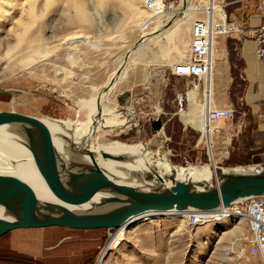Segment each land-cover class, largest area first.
<instances>
[{
  "label": "rangeland",
  "instance_id": "374dc122",
  "mask_svg": "<svg viewBox=\"0 0 264 264\" xmlns=\"http://www.w3.org/2000/svg\"><path fill=\"white\" fill-rule=\"evenodd\" d=\"M67 1L55 0L31 29L43 39L42 56L24 65L20 64L23 53L15 54L7 60V64L3 63L0 67V88L20 91L19 94L0 93V110L51 117L59 121L72 122L79 118V122H84L88 118V110L84 106L86 100L91 99L100 87L102 89L108 76L126 65L133 54L132 51L129 53L132 46L151 34L161 22L157 20L143 27L136 24L140 13L137 8L124 10L119 8L116 0H86L84 9L88 20H80L78 23L75 9L65 5ZM142 1L137 0L136 5H141ZM180 1L164 0L161 6L165 13H177ZM189 2L199 8L207 4V0ZM69 17L73 19L72 24L68 22ZM193 17L205 18L206 13L197 12ZM162 18V23H165L166 16ZM17 20L22 19L15 11L0 22L1 56L8 43H13L19 29ZM191 25L192 22L189 26L183 24L184 29L166 40L169 63L152 62L148 65L129 66L128 75L108 94L106 106L118 108L116 113L122 118L128 116L133 119L132 126L99 128L95 130V136L101 142H141L144 148L164 154L171 164L184 167L212 163L214 159L215 164L223 168L252 165L255 164L252 162L260 161L264 166V156L259 154V138L250 135L248 125L240 128L239 136L233 137L227 144L224 140L228 135L209 137L205 143L201 131L181 119L177 96L185 90L190 79L172 76L168 65L183 59ZM69 35L79 37L73 43H68L65 38ZM228 38L242 41L238 37ZM224 44L216 46L215 56L222 52L221 46ZM156 45L165 46V39L150 46L149 52L157 50ZM146 54L147 48H140L138 56L144 57ZM177 54L181 55L180 59L176 58ZM231 81L234 84L230 95L213 94V98L217 104H223V99L232 100L237 109L234 119L236 124L241 117L245 119L246 115L240 113L243 106L238 100L242 82L233 77ZM151 82L153 88L149 93ZM101 89L97 93V104L99 101L98 107L102 113L104 102L98 98L102 94ZM125 92L129 95L124 104L119 105L118 97H122ZM201 97V91L197 92V102ZM191 107L186 99L183 109L189 111ZM151 119L160 120L162 127L153 131ZM135 121H139V124ZM253 153L255 155H251ZM152 160H155L154 156ZM175 215L158 212L149 217L151 219L141 216L135 218V225L125 227V240H119L108 252L103 264H262L244 220L232 219L224 224L189 227L182 218ZM116 231L111 230L109 233L104 228L70 229L56 226L17 228L0 236V264H96Z\"/></svg>",
  "mask_w": 264,
  "mask_h": 264
},
{
  "label": "bare ground",
  "instance_id": "6f19581e",
  "mask_svg": "<svg viewBox=\"0 0 264 264\" xmlns=\"http://www.w3.org/2000/svg\"><path fill=\"white\" fill-rule=\"evenodd\" d=\"M85 1L86 0H68L67 3L65 2V5H68L69 8L72 7L75 9V17L77 21L79 20L78 23H80V20H84L85 22L86 20H88V15L85 13L84 9L86 8ZM136 1L137 0H116V3L119 4V8H122L124 10H132L134 8H137L140 11L137 16L138 19H136L137 25L139 24L140 26L146 27L147 25L150 26V24H153L157 20H161V22H159L161 24L163 22V14L166 16L167 21L170 20V22L165 27H163V24L161 26L159 25L160 28L158 30L152 31L151 34H149L146 38H143L142 41L140 39V42L138 41V44H136L135 47L132 46L131 51L133 52V54L131 55L129 60L126 61L127 66L123 65L121 68H119L120 71L118 74H116V72H112L113 74L108 76V80L102 84V89L100 87V89L102 90V94H100V96L98 97L101 101L104 102V104L101 102L103 104L101 113L103 114L102 117L95 116L97 110V93L99 92V89L93 93L91 99H89L88 101L85 99L86 102L84 103V106L88 110V118L85 121L83 120L84 122H79L78 117H76L78 118L77 121L72 122L69 120L59 121L57 119L45 116H42L40 118L53 130L56 136V139L53 138V144L55 145L57 153L61 159L69 163V161H71L72 159V156H70L69 152L71 145L73 144L74 147L85 145L94 152L99 167H101L111 178L119 183L128 184L135 187H148L150 189L157 187L159 185V181L156 177H153L149 181L142 180V177L148 173H156L162 177H166L172 174L175 176L176 180H185L193 184H203L206 182H210L215 178L216 175L215 159H212V163L203 165H188L186 167L173 165L169 162L164 154H161L158 151L153 152L144 148L141 142L128 144L119 140L101 142V140H99V138L95 136V130L99 128H114L116 126L122 128L132 126V122L134 121L133 119L128 118V116L121 119L118 118L119 115H117L116 111L118 112L119 109H115L114 107L111 108L109 106L107 107L105 104V102L109 99L108 94L111 93L113 89H115L119 81H122L128 75L127 70L129 66L135 67L139 64L148 65L152 62L169 63V49L166 46V40L170 36L174 35L177 31L184 29L182 28L183 24L189 26L195 19L193 17L194 13L208 11L206 10V8H208L207 6H202V8H199L192 6L189 0H182L180 1V8L177 13H165L162 6L160 5L159 7H161V13L152 14L145 8L143 9L142 4L136 5ZM54 2L55 0H0V22L5 18L11 16L15 11L22 19L21 21L17 20L19 29L14 35L13 43H8L6 51L2 56L0 55V67L3 65V63L7 64V60H9L15 54L23 53V58L20 61V64L24 65L32 63L36 57L42 56L44 54L43 49L41 48V44L43 43L42 37H40L38 33L31 29H33L32 27L34 26L35 22L43 17L44 13L50 8L51 5L54 4ZM208 4L209 3L207 0V5ZM209 6L211 7L212 5ZM216 9H218L216 6H212V10ZM143 12L145 13V15H143ZM180 13H182L181 16H179ZM223 15L224 14L221 13V16ZM70 16L72 15L70 14ZM70 18L72 17H69L68 22L71 23V20L73 19ZM168 26L171 28H168L166 30ZM153 32L155 33V35L156 32H158L160 35L155 36L154 34H152ZM78 37V35H69L65 39L68 40V43H73L74 39ZM164 39L165 46L161 45L157 48V50L149 52L151 41H154L155 43L158 42V40L161 41ZM216 46L217 43H214L211 48L210 83L215 66V59L213 54L215 52ZM144 47L147 48V54L144 55V57H139L138 52L140 51V48L143 49ZM149 53L150 56L148 57ZM186 57V52H184L183 59ZM14 91L16 93L20 92L18 90ZM206 94L207 93L205 92V95ZM196 95L197 90L188 92L186 99L189 101L192 107L189 111L180 109L179 115L185 124H190L191 127L193 126L194 128L200 130L203 125L204 106L203 103L197 102ZM205 98L207 99V97ZM116 115L118 117H116ZM135 122L139 124V121ZM40 134L41 133L36 129L19 132L13 125L0 126V173L17 176L18 178L28 183L41 198L51 200L52 196L47 189L45 180L43 179L42 175L35 165L33 153L30 148V141ZM202 135L205 138V143L207 138L212 137V135L210 134L203 133ZM228 142L229 137H226L224 143L227 144ZM100 151L127 156L129 157V159L128 161L124 162H119L111 159H103L99 154ZM153 156L155 157V160H152ZM85 157V159H88L87 156ZM211 157L214 158L212 154ZM255 167L257 166H237L234 168L222 167V170L224 172L241 171L242 169H254ZM162 184L169 185L170 181L165 179ZM85 200L87 201H83V203H81L82 206L85 207H89L90 205L94 207V204H96L98 201L95 196H90ZM158 212L159 211H146L139 216L130 218L126 222V224L120 227L111 236L108 244L103 249L104 253L100 258H98L97 264H103L106 255H108V252L112 250V248H114L116 244H118L119 240H125V227L130 224L135 225V218L141 216V218L143 217L151 219L149 217L157 214ZM162 213L176 214V217L182 218L181 215L178 216L179 214L174 210L163 211ZM182 219L184 220V218Z\"/></svg>",
  "mask_w": 264,
  "mask_h": 264
},
{
  "label": "water",
  "instance_id": "95a60500",
  "mask_svg": "<svg viewBox=\"0 0 264 264\" xmlns=\"http://www.w3.org/2000/svg\"><path fill=\"white\" fill-rule=\"evenodd\" d=\"M169 22L163 23V27ZM0 93L16 92L14 89L0 88ZM128 95L125 92L122 97H118V104L123 105ZM98 104L97 116H101ZM11 125L19 132L36 129L41 133L30 141V148L52 199L41 198L28 183L17 176L0 173V236L17 228L52 226L70 229L104 228L110 233L111 230H118L130 218L146 211H212L239 199L264 195V166L261 165H255L257 167L254 169L227 172L222 170V166L216 165L215 178L203 184L176 180L172 174L162 177L148 173L142 180L149 181L156 177L159 185L152 189L135 187L111 178L99 167L94 152L85 145L74 147L72 144L69 149L72 159L69 163L65 162L53 144V138L56 139L53 130L40 117L0 110V126ZM151 126L153 131L159 130L162 127L161 121L151 119ZM99 154L103 159L119 162L129 159L106 151H100ZM165 179L170 181L169 185L162 184ZM90 196L98 199L94 207L82 206L81 203Z\"/></svg>",
  "mask_w": 264,
  "mask_h": 264
},
{
  "label": "built area",
  "instance_id": "2783aa9c",
  "mask_svg": "<svg viewBox=\"0 0 264 264\" xmlns=\"http://www.w3.org/2000/svg\"><path fill=\"white\" fill-rule=\"evenodd\" d=\"M163 3L164 0H143L142 6L148 12L157 14L161 13L159 6ZM208 3L206 17L197 18L192 22L185 51L187 57L172 62L169 73L174 77L190 79L185 90L177 96L179 110L183 109L188 92L201 91L202 97L199 98V102L204 106L201 133L210 134L213 138L228 135L231 141L233 137L238 136L240 128L246 127V123L244 117H241L238 123H234L237 109L232 103L219 105L214 100L211 101L209 97L205 98V92H209L211 86V48L221 37H238L241 40L252 41L255 57L258 60H264V0H258L255 6L256 13L260 17V23L256 26L247 25L244 20L228 18L224 0H208ZM209 5L216 6L218 9L212 10V6ZM221 13L224 15L221 16ZM240 113L245 116L242 109ZM174 211L184 218L189 227L224 224L232 219H243L249 227L252 244L258 250L264 264V195L239 199L228 206L221 205L212 211L194 209Z\"/></svg>",
  "mask_w": 264,
  "mask_h": 264
},
{
  "label": "crops",
  "instance_id": "0c3cea01",
  "mask_svg": "<svg viewBox=\"0 0 264 264\" xmlns=\"http://www.w3.org/2000/svg\"><path fill=\"white\" fill-rule=\"evenodd\" d=\"M224 1L226 2V13L228 18L244 20L245 23L250 26H256L260 23V17L255 10L258 0ZM159 25L161 26L162 24H157L153 30H158L160 28ZM168 28L171 27L168 26L167 29ZM152 34L155 35L154 32ZM159 35L160 34L156 32L155 36ZM226 39H230V41H226ZM223 42H225V44L221 46L222 52L216 56L215 53L213 54L215 66L211 78V87L209 92H206V97L207 99L210 97L214 100L213 92L214 94L230 95L234 84V81H231V77L239 79L242 82V90L238 96V100L243 106L241 109L245 112V122L246 126L248 125L250 135H257L259 138L260 152H257L264 156V60H258L255 57L254 46L250 40L238 41L235 38L221 37L217 45ZM151 46H154V41H151ZM177 55L178 57L176 58L180 59L181 55ZM169 68L170 64L168 65V69ZM154 74L157 75V72ZM152 84L151 82L149 85V93H151L153 88ZM222 101L223 104L232 103L231 99H223ZM117 115H119V117ZM117 115L116 117L122 118L119 113H117ZM121 130L122 129H119L118 131L122 132ZM251 155L255 154L253 153ZM252 163H255L252 165L263 166L261 161Z\"/></svg>",
  "mask_w": 264,
  "mask_h": 264
}]
</instances>
